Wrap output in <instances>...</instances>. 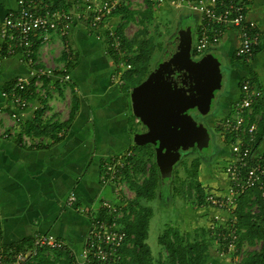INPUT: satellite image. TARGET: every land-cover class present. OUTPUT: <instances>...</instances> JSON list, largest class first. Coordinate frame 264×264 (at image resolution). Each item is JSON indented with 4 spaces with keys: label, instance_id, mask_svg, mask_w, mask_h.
I'll return each instance as SVG.
<instances>
[{
    "label": "crops",
    "instance_id": "obj_1",
    "mask_svg": "<svg viewBox=\"0 0 264 264\" xmlns=\"http://www.w3.org/2000/svg\"><path fill=\"white\" fill-rule=\"evenodd\" d=\"M243 1L248 17L255 20L260 28V46L250 61L244 62L235 54L239 43L236 30L227 29L217 44L222 56L220 62L229 67L224 73L222 89L225 87V91L217 98L221 122L234 113L235 104L241 97V83L246 79L262 92L253 104V113L260 117L264 115V0ZM16 9L15 0H0V20L8 11ZM100 34L103 33L76 23L67 40L53 34L47 46H40L34 37L40 62L58 66L62 60L58 68L65 67L62 65L65 62L66 65L72 62L67 67L71 79L68 87L58 88L59 85L55 84L50 89L53 96L48 94L44 101L32 97L41 106L39 110L43 109V120L65 121L69 116L72 92L77 94L79 107L73 120L64 128L60 140L38 137L42 138L40 145L30 147L19 143V133L21 125L34 119L37 111L21 110L18 112L21 122H14L7 118V113L14 107L3 96L4 90L11 87L17 76L26 75L28 68L18 54L6 56L0 53V245L5 248H14L15 244L26 239L32 242L38 234L51 233L65 242L73 256L79 257L92 215L103 212L101 199H115L111 188L100 182L102 167L110 157L131 151L133 126L139 121L131 111L128 97L131 88H126V82L125 85H117L109 80L115 57L108 51ZM214 47H210L209 53ZM64 51L70 53L66 61L62 57ZM55 87L58 88L57 93L52 90ZM68 89L69 111L64 110L61 114V99ZM256 104L260 105L257 112L254 111ZM47 112L52 114L46 117ZM65 113L68 114L64 116ZM6 133L8 135L4 136ZM220 141L227 142L226 133H222ZM258 150L264 155V134ZM224 152L222 156L227 161L230 149ZM226 186L227 178L223 171L213 191L225 190ZM70 194L75 196L74 205L67 203ZM245 197L247 199L241 198L238 206L245 201V206L248 204L245 212L258 213L259 205L253 199L254 193ZM81 207L85 212L79 211ZM244 233L245 229L241 228L237 250L240 264L248 254L259 251L263 241L258 237H244ZM231 261L230 257L220 258L216 248L208 264H230Z\"/></svg>",
    "mask_w": 264,
    "mask_h": 264
},
{
    "label": "built area",
    "instance_id": "obj_2",
    "mask_svg": "<svg viewBox=\"0 0 264 264\" xmlns=\"http://www.w3.org/2000/svg\"><path fill=\"white\" fill-rule=\"evenodd\" d=\"M17 9L8 11L0 20V53L19 55L28 68L26 75L17 76L8 92H3L14 107L7 113V118L14 122L21 121L19 111L41 106L32 97L46 100L47 84H62L70 80L67 67L55 68L37 58L38 50L34 37L40 46H47L53 34L67 40L76 23H83L88 28L104 34L106 46L115 57L114 70L109 80L123 85V73L131 68L126 50L122 47L117 25L113 23V13L128 4V0H65L69 7L50 9L43 0H15ZM153 5L169 3L174 7H188L201 14V21L193 52H203L216 46L227 29H234L239 35L236 56L244 62L250 61L255 49L260 44L261 31L258 23L250 19L246 13L243 0H150ZM53 87V86H51ZM241 97L236 102L234 113L226 116L220 128L234 137L230 142V156L224 168L227 178L225 190L209 191L203 196L204 205L212 210V217L207 230L214 237L220 258L230 257V264H240L237 256L240 244L241 229L238 226V203L249 193H258L264 202V155L258 150L256 142L260 116L253 113L254 102L262 95L259 88L249 80L240 86ZM1 119V114H0ZM138 120V119H137ZM8 133L4 134L7 136ZM42 138L22 134V146H34ZM131 151L110 157L104 162L100 174V182L111 188L114 196L124 190L120 183L123 169L130 165L128 158ZM75 196L70 194L68 205H74ZM200 205V204H199ZM123 205L115 200L101 199L100 208L103 214L92 215L90 228L79 257L74 256L73 264H116L122 258L127 233L122 219ZM85 212L84 208H79ZM65 242L51 233L35 236L31 246L15 250L0 245V264H28L38 257L41 251L51 252L62 249ZM221 246V250H220Z\"/></svg>",
    "mask_w": 264,
    "mask_h": 264
},
{
    "label": "rangeland",
    "instance_id": "obj_3",
    "mask_svg": "<svg viewBox=\"0 0 264 264\" xmlns=\"http://www.w3.org/2000/svg\"><path fill=\"white\" fill-rule=\"evenodd\" d=\"M124 5L123 6L127 7V9L136 11V13L129 20H126V17L121 13L114 15L113 23L117 25V28L123 26V35L129 42H132L135 37L153 38L155 46L149 60L150 72L160 61L164 49L178 32L189 31L190 37L188 38V41L190 42L191 49L193 48L199 29V23L201 21V14L197 10L185 6L176 8L169 3H163L161 5H153V9H149L150 15L148 16V14L145 13L148 10L146 0H128V4ZM100 36L102 40L106 41L104 34H100ZM157 43H161V49L156 45ZM68 48L70 50V46H68ZM64 49H67V47H64ZM64 49L62 48V50ZM209 50L210 49L200 53L191 50V56L194 60H198L207 55ZM56 53H58V51ZM61 53L58 54V57H60ZM212 55L217 60L219 67L221 66V74H219V78L224 80V73L229 70V67L225 65L224 62H220V59L222 58V56H220V45L213 48ZM61 62L59 60V63ZM59 63L55 68H58L61 65H59ZM62 65L66 66V62ZM122 77L125 82L132 84L137 83L142 76L137 78L136 74L132 71H126L123 73ZM70 81L71 79L62 83L58 88L64 89L68 87ZM51 86L54 87L55 84H51ZM51 86L50 88H47V90L45 89L46 94H49L48 96H53L50 94V89L53 88ZM58 88L55 87L52 90L57 93L56 91ZM224 91L225 87L224 89L216 91L208 114L201 115L195 110H190V114L193 118L196 121L203 122L211 134L208 151H200L194 147L190 150L180 152L181 156L179 161L173 165L171 181L164 186L161 185L163 188L161 187L162 189L159 190L158 196L152 201L148 202L141 200L140 204L150 206L153 210V215L149 221L147 242L154 253H157L160 248L157 237L166 224L173 226L178 225L182 230L196 232V230L198 231L201 228L206 229L210 218L212 217L211 209L201 205L202 203L198 205V202L200 197L205 193L216 190V182L219 177H222V172L227 163L222 155L225 154V150L227 152L229 151L230 142L227 141L224 143L220 141L222 133L225 132L220 128V107L217 101L218 96L224 93ZM129 94L130 92H128V97ZM69 96L70 91L68 89L65 97L61 99V102H63V105H61L60 108L61 114L64 110H67L68 105H70ZM50 114H52V112H47L45 116L48 117ZM66 114L68 113H65L64 116H66ZM133 127V134L144 129L140 122L134 124ZM145 148H149L154 152L153 158L155 161V151L151 144H145L142 146L132 145L131 151L142 158ZM148 162H152L151 159L147 160V163ZM189 169L191 170V173L193 169L196 171L194 177L190 176ZM131 174V176H133L132 178L139 182L145 177V174H135L133 173V170L131 171ZM121 182V186L124 185V190H119L114 200L123 205V213L126 215L129 213L126 207H128V203L134 198V191L130 189L129 182L125 178H123ZM180 191L182 193L179 194ZM206 213L208 215H206ZM212 246L213 249L214 247L217 248V244L214 242Z\"/></svg>",
    "mask_w": 264,
    "mask_h": 264
},
{
    "label": "trees",
    "instance_id": "obj_4",
    "mask_svg": "<svg viewBox=\"0 0 264 264\" xmlns=\"http://www.w3.org/2000/svg\"><path fill=\"white\" fill-rule=\"evenodd\" d=\"M43 1L48 4L50 9L69 7V4H67L65 0ZM146 2L148 10L145 13L149 16V9H153V4L150 0H146ZM124 6L117 9L113 15L121 13L126 17V20H129L133 17L136 11L129 10ZM122 28L123 26H119L117 32L121 37L122 47L126 50L128 62L131 64V68L128 71L135 73L137 78L142 76L137 83L131 84L126 82V88L129 89L140 83L150 72L149 60L154 51L155 44L152 37H135L132 42H129L124 37ZM156 45L160 49L162 48L161 43H157ZM259 46L255 49L254 53ZM108 51L110 52V50ZM69 56L70 53H67L66 51L62 53V57L65 61L68 60ZM70 65H72L71 61L68 62L66 67H69ZM58 85L60 84L58 83ZM8 90L9 89H6L4 92H8ZM72 93L69 116L65 121L58 122L57 120H53L50 122L48 119L43 120V109L37 110L34 119L28 122L26 121L21 125L19 137L24 133L31 137H45L46 139L53 141L60 140L63 136L64 128L73 120L79 107L77 94L75 92ZM259 106L260 105L257 104L254 106L255 112L258 111ZM263 134L264 115L261 116L258 124L257 144L263 137ZM233 139L234 137L232 135L227 134L228 142H232ZM37 145H40V143ZM153 156L154 152L149 148H145L142 158L134 153L128 158L130 165H127L123 169L122 178H125L129 182L130 189L134 191V198L128 203V207H126L129 213L122 219L127 238L121 249L122 258L116 264H208L213 252V242L216 243V241L214 237L210 235L208 230H206L207 228H201L198 230L200 232L197 230L196 232H190V230L180 229L178 225L173 226L166 224L157 237L158 245L160 247L157 253H154L148 244L149 221L153 215V210L150 206L142 205L140 203L141 200L148 202L152 201L158 196L159 190L163 188L161 186L159 170ZM149 159H151L152 162L147 163V160ZM132 170L135 174H145V177L140 182L136 181L132 178L133 176H131ZM188 171H190V176L194 177L196 174L194 169L192 173L190 169ZM180 193L182 192L180 191L179 194ZM203 196L200 197L198 205L203 202ZM255 198L256 203L259 205L258 213L251 214L248 211L245 212V207H248V204L245 206V201H242L239 204L237 210L239 216L238 226L240 229H245L244 237H258L263 240L260 250L248 254L244 258L243 264H264V202L259 198L257 192ZM243 199L247 198L244 196L242 197V200ZM32 243L33 241L31 242L30 239H26L15 244L14 248L15 250H22L31 246ZM214 248L216 249V247ZM74 259L71 249L66 245L62 249L53 250L51 252L43 250L37 258L28 264H73Z\"/></svg>",
    "mask_w": 264,
    "mask_h": 264
},
{
    "label": "water",
    "instance_id": "obj_5",
    "mask_svg": "<svg viewBox=\"0 0 264 264\" xmlns=\"http://www.w3.org/2000/svg\"><path fill=\"white\" fill-rule=\"evenodd\" d=\"M189 35L188 30L178 32L154 69L129 94L132 114L144 128L133 134V145L153 146L162 186L171 181L180 152L194 147L208 151L211 134L190 109L208 114L216 91L224 85L212 53L192 58Z\"/></svg>",
    "mask_w": 264,
    "mask_h": 264
},
{
    "label": "flooded vegetation",
    "instance_id": "obj_6",
    "mask_svg": "<svg viewBox=\"0 0 264 264\" xmlns=\"http://www.w3.org/2000/svg\"><path fill=\"white\" fill-rule=\"evenodd\" d=\"M191 110V109H190ZM192 110H195V109H192ZM196 111V110H195Z\"/></svg>",
    "mask_w": 264,
    "mask_h": 264
}]
</instances>
